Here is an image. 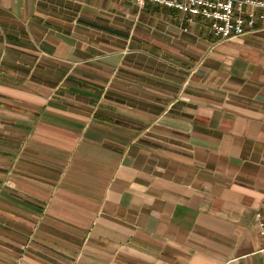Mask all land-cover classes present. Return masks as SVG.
<instances>
[{"label": "crops", "instance_id": "obj_1", "mask_svg": "<svg viewBox=\"0 0 264 264\" xmlns=\"http://www.w3.org/2000/svg\"><path fill=\"white\" fill-rule=\"evenodd\" d=\"M263 199L264 22L0 0V264H264Z\"/></svg>", "mask_w": 264, "mask_h": 264}, {"label": "built area", "instance_id": "obj_2", "mask_svg": "<svg viewBox=\"0 0 264 264\" xmlns=\"http://www.w3.org/2000/svg\"><path fill=\"white\" fill-rule=\"evenodd\" d=\"M151 2L187 13L190 20L200 17L211 33L220 39L241 36L264 22V0H138ZM263 243L258 252L264 255V199L255 213Z\"/></svg>", "mask_w": 264, "mask_h": 264}]
</instances>
